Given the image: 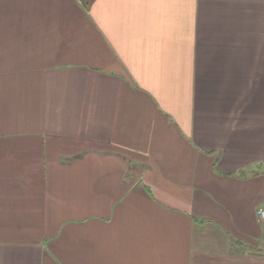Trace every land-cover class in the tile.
<instances>
[{
	"label": "crops",
	"instance_id": "0c3cea01",
	"mask_svg": "<svg viewBox=\"0 0 264 264\" xmlns=\"http://www.w3.org/2000/svg\"><path fill=\"white\" fill-rule=\"evenodd\" d=\"M264 0H0V264H264Z\"/></svg>",
	"mask_w": 264,
	"mask_h": 264
},
{
	"label": "built area",
	"instance_id": "2783aa9c",
	"mask_svg": "<svg viewBox=\"0 0 264 264\" xmlns=\"http://www.w3.org/2000/svg\"><path fill=\"white\" fill-rule=\"evenodd\" d=\"M257 214H258V216H259L261 219L264 220V210H263V209H258Z\"/></svg>",
	"mask_w": 264,
	"mask_h": 264
}]
</instances>
